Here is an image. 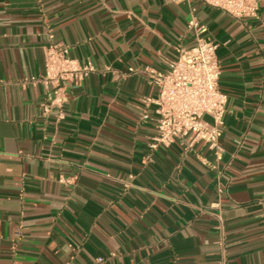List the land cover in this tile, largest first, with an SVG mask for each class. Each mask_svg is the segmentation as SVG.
<instances>
[{
	"label": "crops",
	"instance_id": "crops-1",
	"mask_svg": "<svg viewBox=\"0 0 264 264\" xmlns=\"http://www.w3.org/2000/svg\"><path fill=\"white\" fill-rule=\"evenodd\" d=\"M194 20L228 98L220 158L152 149L158 88L130 72L167 69ZM51 35L95 71L46 111ZM223 261L264 264V0L244 20L201 0H0V264Z\"/></svg>",
	"mask_w": 264,
	"mask_h": 264
},
{
	"label": "built area",
	"instance_id": "built-area-1",
	"mask_svg": "<svg viewBox=\"0 0 264 264\" xmlns=\"http://www.w3.org/2000/svg\"><path fill=\"white\" fill-rule=\"evenodd\" d=\"M205 5L219 9L233 18H257L262 0H201ZM195 42L192 46H178V57L165 70L153 67L131 68V73L144 74L157 88L155 97L142 99L144 107L155 106L156 134L152 149L179 142L185 150L202 143L213 150L217 158L222 154L221 136L227 95L220 89L221 63L217 44L204 38L206 26L192 22ZM46 48L45 72L40 81L51 87L44 105L62 108L70 87L84 81L95 67L90 61L80 63L70 57L69 49L53 40ZM147 117V111L143 118ZM102 258H98L101 261ZM225 262L223 261V264Z\"/></svg>",
	"mask_w": 264,
	"mask_h": 264
}]
</instances>
